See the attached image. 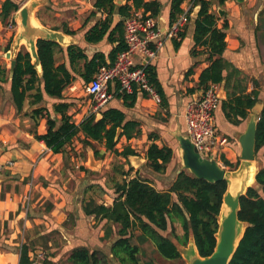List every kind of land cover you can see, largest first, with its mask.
Segmentation results:
<instances>
[{
    "label": "crops",
    "instance_id": "crops-1",
    "mask_svg": "<svg viewBox=\"0 0 264 264\" xmlns=\"http://www.w3.org/2000/svg\"><path fill=\"white\" fill-rule=\"evenodd\" d=\"M5 1L0 0V11ZM11 1L18 3L21 7L28 0ZM37 1L36 15L39 21L47 28L61 33V38L64 37L66 41L65 44L60 43L64 48L71 44L78 45L83 48L89 59L98 53L104 54L107 59L112 49L118 45L117 41H109L108 34L99 42L93 43L86 40L87 30L97 21L106 19L108 15L105 11L95 10L96 0ZM122 1V4H132V0ZM157 1L161 7L159 14L154 16L161 29H163V22H165L166 28H169L184 13L189 16L187 22L182 24L178 35L167 38L156 57L149 62L155 79L151 83L154 84L159 95V101L137 85L134 86L131 93H121L119 84L113 81L108 87V91L112 93L113 97L104 107L96 109L95 102L86 92V85L94 76L89 82H86L82 76L86 60H79L74 71L69 65L66 53H60L57 54L58 63L65 62L73 75L71 83L63 92V97H50L43 93V100L34 105L25 104V109L18 113L11 97L10 67L5 64L6 61L0 60V66L9 70V80L0 82V101L4 100L9 103V107L0 106V150L2 148L5 150L0 153V174L3 175V178L0 179V264H20L21 248L26 242L21 243L16 238L23 231V227L24 231L26 228L32 227L33 223L27 217L29 209L32 213L34 210L39 212V207L36 205L42 199L62 198L61 202H55L58 207L54 208L56 211L54 214L58 216L57 220L62 221L68 217L67 213L63 211V207L66 205L65 199L68 200L66 208L69 210L72 205V195H74L69 193L67 188L69 182L73 180L70 177L73 174H71L72 169L67 159L69 146L77 138L67 146L64 152L55 153L43 140L35 137V132L38 134L47 132V118L41 117L39 124L36 125L35 120L30 115H26L25 111L30 112L34 108L46 107L50 111L51 117L57 119L59 125L61 115L54 111V105L67 102L70 103L68 112L73 114V121L77 125L92 114L96 116V119L102 118V112L107 108L122 110L124 113L123 124L136 123L135 128L130 130L131 136L122 134L124 128L120 127L121 130L116 137L118 152L132 148L135 151L134 155H129L127 158L122 154L117 155L115 152L107 150L104 141H93L94 146L86 145L91 147L96 159H102L105 155L107 157L110 153L115 156L114 158H120L122 161H113L112 171L104 178V182L91 181L84 185L81 197H79L80 203L77 204L79 207L76 217L70 227L75 235L69 234L70 243L75 241V237L78 239L81 235L83 241L75 247L87 246L91 250H97L101 260L99 253L102 252L110 264H119L113 260L111 253V246L118 237L117 225H112L110 236L105 237L107 220L100 219L94 214L87 215L82 207L84 199L93 197L97 203L111 205L117 196L114 180L121 181L122 179L119 174L115 175L113 170L118 165H122L127 171H130L132 166L133 170L129 172L128 178L140 176L150 181L158 190L169 189L177 175L185 170L177 168L176 172L172 173L174 166L181 158L178 136L188 135L187 106L197 100L204 90L199 86V80L202 71L210 64V54L206 47L196 45L195 41V19L200 8L199 5L193 6L192 0H186L182 4L184 11L178 15L176 20L172 21V0ZM134 8L132 7V9ZM141 9L144 8L141 7ZM93 11L96 13L92 14ZM211 11L217 15L219 27H222L225 21L228 22L227 44L222 55L226 61L223 70L224 79L221 83H217L219 91L221 90L223 94L214 113L217 135L225 138L226 143L216 146L212 155L223 167L232 169L225 162L228 161L234 165L240 162L242 150L240 137L247 129L252 113V108H246L242 103L237 104L235 97L240 96L245 101L246 95L255 91L258 97L257 103L262 109L264 107V0H227L223 5L216 1L211 7ZM146 12L152 14L151 11ZM15 14L16 11L5 22L0 17V54L5 59L14 36V32L10 34L8 31L11 29L9 27L10 25L17 27L14 20ZM110 19H112L110 30L120 20H123L124 23V18L117 12V9L110 15ZM122 30H124V25ZM134 58L135 60L139 59L137 55ZM41 72L42 70H38L39 75ZM82 85H85L87 100H84L81 93L77 91ZM2 88H4L3 95H1ZM227 103L234 104L242 111H246L247 117H243L241 114L235 115ZM79 135L81 138L84 137L82 132ZM80 137L78 138L80 139ZM153 143L160 147L168 146L173 150L172 158L162 172L155 171L148 165L147 151ZM81 145L84 146L83 143ZM260 161L262 162V160ZM82 170L88 171L85 168ZM90 186L93 187L92 190L87 191ZM110 191L113 193V197L109 196ZM30 198H32V205H30ZM173 227L178 235L184 234L181 223L174 222ZM171 229L172 224L162 233L169 235ZM172 239L177 242L175 237ZM139 246L138 259L141 264L156 262L187 264L182 255L178 259L164 258L152 241H145ZM32 258L34 260L32 264H36L33 252Z\"/></svg>",
    "mask_w": 264,
    "mask_h": 264
},
{
    "label": "trees",
    "instance_id": "trees-1",
    "mask_svg": "<svg viewBox=\"0 0 264 264\" xmlns=\"http://www.w3.org/2000/svg\"><path fill=\"white\" fill-rule=\"evenodd\" d=\"M186 0H172L171 20L177 19L184 10L182 4ZM193 6L199 5V11L195 19V41L196 45L204 46L209 51L210 64L206 67L199 80V86L204 89L210 83H221L224 79L223 70L226 61L223 53L226 48V29L228 22H224L222 27L218 26V17L211 11L214 2L218 1L223 5L227 0H192ZM135 8H144L151 11L153 15L160 12L161 4L157 0H132V4L125 3L117 5L114 0H96L95 10L108 13L106 19L97 21L89 30L85 37L88 42H99L106 34L111 42H118L107 59L104 54L98 53L89 59L83 48L78 45H68L65 48L56 40L39 39L37 42L38 56L41 62L42 72L39 75L32 62L31 55L23 47L16 56V66L14 74L10 79V91L13 102L18 113L22 112L25 104L34 105L43 100V93L50 97L62 98L65 88L71 83L73 75L65 62L58 63L57 54L66 53L71 69L75 71L76 63L79 60H86L84 63L83 78L89 82L101 65L113 63L118 53L126 48L124 41L123 20H120L114 28H111L110 15L117 9V12L124 18L129 11ZM20 8L18 3L11 0L3 2L0 17L3 22L11 17V14ZM93 11L92 14H95ZM183 35V33H181ZM9 48V47H8ZM148 78L154 79V72L149 64L145 67ZM8 69L0 66V82H7ZM156 85V83H155ZM154 86V84H153ZM246 100L236 96L237 104H243L246 108H253L257 103V92L252 91L246 95ZM230 110L243 117H247V112L242 111L236 105L227 103ZM70 103L60 102L54 105V111L61 115V123L57 124V119L51 117L50 111L46 107H38L30 112L35 124L38 125L41 117L47 118V132L38 134L35 137L43 140L55 153L64 152L75 138L80 137L82 132L84 137H80L84 145L94 146L93 141L105 142L107 150L122 154L124 157L134 155L132 148H126L118 152L116 145L118 130L124 128V133L131 136V129L135 128V122L123 124L124 113L117 108H107L103 110V117L96 119L92 114L82 123L77 125L73 121V114L68 112ZM27 110V109H26ZM230 113V112H229ZM230 116V114H229ZM119 139V138H118ZM96 152V151H95ZM261 152L263 166L256 176L258 187H250L241 197V209L239 218L249 223L239 246L230 261V264H264V107L259 115L256 132V154ZM173 150L168 146L160 147L153 143L147 151L148 165L155 171L162 172L170 162ZM226 165L232 169L237 168L228 161ZM114 173L119 174L122 179L114 180V187L117 192L113 203H97L92 197L84 199L83 211L87 215L94 214L100 219H106L105 237H109L112 232V225H117L118 237L111 246L113 260L119 264H141L138 259L140 252L139 244L145 241H152L158 252L166 259L181 258L176 243L172 237L183 245L189 241L192 233L199 253L202 256L210 255L216 246V232L218 230L217 216L220 212L223 195L227 188V182L220 180L210 182L199 178L182 170L176 177L171 187L167 190H158L155 186L140 176L128 178L130 171L124 169L122 165L114 167ZM90 186L87 191L92 190ZM174 222L181 223L184 234L176 233L173 227ZM172 224L170 236L165 235ZM136 240V241H135ZM69 264H102L97 250H91L87 246H77L71 249L67 258ZM32 248L24 243L20 253V264H32ZM106 264H110L108 260Z\"/></svg>",
    "mask_w": 264,
    "mask_h": 264
},
{
    "label": "water",
    "instance_id": "water-1",
    "mask_svg": "<svg viewBox=\"0 0 264 264\" xmlns=\"http://www.w3.org/2000/svg\"><path fill=\"white\" fill-rule=\"evenodd\" d=\"M114 1L119 4L123 3L122 0ZM37 5V0H28L16 11L14 20L18 24V29L11 43L10 50L7 52V56L11 57V76L14 74L17 62L16 56L22 46L27 48L26 50L30 53L37 71H41L42 67L37 47L38 40H56L62 44L66 42L64 37L61 38V33L53 31L41 24L36 15ZM162 27L163 30L166 29L165 22H163ZM222 94L220 90L221 97ZM261 111L262 108L258 103L252 108L247 129L240 137L242 147L241 160L235 169H226L216 159L201 156L188 136H178L183 169L188 170L196 177L206 179L210 182L220 180L227 182L220 212L217 216L218 230L215 234L216 246L213 252L208 256H202L199 253L192 233L186 245L174 241L187 264H230L244 236L249 223L239 218V211L241 209L240 200L248 188L258 187L256 176L263 166V162L256 158L257 122ZM120 130H118V135ZM252 166L255 169L254 177L253 181L249 183L250 168ZM2 178L3 175L0 174V179Z\"/></svg>",
    "mask_w": 264,
    "mask_h": 264
},
{
    "label": "built area",
    "instance_id": "built-area-1",
    "mask_svg": "<svg viewBox=\"0 0 264 264\" xmlns=\"http://www.w3.org/2000/svg\"><path fill=\"white\" fill-rule=\"evenodd\" d=\"M188 19V14L184 13L178 21L163 30L150 12L141 8L132 9L124 17L126 48L118 53L112 64L101 65L86 85V92L95 102V108L101 109L111 100L113 95L108 87L113 81L119 84L121 93H131L137 85L159 101L145 67L156 57L167 38L178 35L182 24ZM135 55L139 57L138 60H135ZM220 101L218 84L210 83L199 98L187 106V136L205 158H213L214 148L226 143L225 138L217 135L214 123V113Z\"/></svg>",
    "mask_w": 264,
    "mask_h": 264
},
{
    "label": "rangeland",
    "instance_id": "rangeland-1",
    "mask_svg": "<svg viewBox=\"0 0 264 264\" xmlns=\"http://www.w3.org/2000/svg\"><path fill=\"white\" fill-rule=\"evenodd\" d=\"M9 28L8 31H10V34L14 32L15 36L18 29V24L16 28L15 25L13 27L12 25H10ZM14 36L12 37V42ZM22 47L23 50L27 49L25 46ZM1 59L6 61V65L8 64L9 67L11 66V57L6 56L5 59L4 56L0 54V60ZM77 91L81 93L84 100L88 99L85 92V85H82L81 88ZM3 93L4 88H2L1 90V95H3ZM1 105H3V107H9L8 101L1 100L0 106ZM81 144L82 143L80 142V139L77 138L75 139L74 143L69 146L68 149L67 160L72 169L71 174L73 175L70 177H72L73 180L69 182L67 188L69 193L74 194L72 195V205L69 210H67L66 208L68 207V200L65 199L66 205L63 207V211L67 213L68 217L60 221L57 220L58 216H55L54 214L56 212L54 211V208L58 207L55 202H61L63 200L62 198L52 197L42 199L36 205V207H39V212L34 210V212L32 213L30 209L28 211L27 217L33 223L32 227L30 229L26 228L25 231L23 227V231L21 232V234H19L18 238H16V240H18L19 242H26L30 245L34 254L36 264H69L67 258L72 247H75L78 243H81V241H83V237L80 235L78 239L75 237V241H71L70 243L69 234L73 233L70 227L72 226L71 224L73 223L76 217V211L79 207L77 204L80 203L79 197H81L80 195L84 185L86 183H90L91 181L104 182V178L107 176L108 173L112 171L111 169L114 163L113 161H122L120 158H114L115 156H112V154L110 153L109 155H107V157H105V155L102 159H96L91 147L86 145L83 146ZM1 151L4 152L5 150H3L2 148ZM261 155V152L257 153L256 158L258 160H262ZM84 168L88 171H83L82 169ZM177 168H182L181 158L177 161L172 173H175ZM66 185L67 183L65 184V186ZM109 196L113 197V193L111 191L109 192ZM31 200L32 198H30V201ZM105 200L107 201L108 198L106 197ZM30 205H32V201L30 202ZM70 210L71 213H69ZM99 255L102 258V264H106L104 253L100 252ZM154 264L160 263L156 262Z\"/></svg>",
    "mask_w": 264,
    "mask_h": 264
},
{
    "label": "bare ground",
    "instance_id": "bare-ground-1",
    "mask_svg": "<svg viewBox=\"0 0 264 264\" xmlns=\"http://www.w3.org/2000/svg\"><path fill=\"white\" fill-rule=\"evenodd\" d=\"M254 171H255L254 166H252V167L250 168V172H251V173H250L249 183H251V182L253 181Z\"/></svg>",
    "mask_w": 264,
    "mask_h": 264
}]
</instances>
